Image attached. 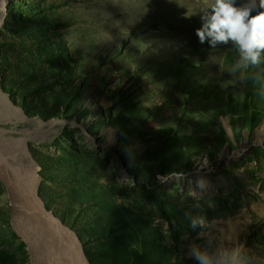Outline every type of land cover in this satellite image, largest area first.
<instances>
[{
  "label": "rangeland",
  "instance_id": "obj_1",
  "mask_svg": "<svg viewBox=\"0 0 264 264\" xmlns=\"http://www.w3.org/2000/svg\"><path fill=\"white\" fill-rule=\"evenodd\" d=\"M204 2L0 0V154L27 147L93 264H196L198 214L264 250V119L224 111L238 51L199 42ZM38 102L48 118L26 113ZM12 209L0 172V264H35Z\"/></svg>",
  "mask_w": 264,
  "mask_h": 264
},
{
  "label": "clouds",
  "instance_id": "obj_2",
  "mask_svg": "<svg viewBox=\"0 0 264 264\" xmlns=\"http://www.w3.org/2000/svg\"><path fill=\"white\" fill-rule=\"evenodd\" d=\"M203 9L202 26L196 29L199 42L212 48L232 42L239 58L231 73L264 65V0H243L239 5L236 0H205ZM191 227L203 241L188 246V255L196 264H264V250L246 247L234 232L214 231L204 215L193 216Z\"/></svg>",
  "mask_w": 264,
  "mask_h": 264
},
{
  "label": "bare ground",
  "instance_id": "obj_3",
  "mask_svg": "<svg viewBox=\"0 0 264 264\" xmlns=\"http://www.w3.org/2000/svg\"><path fill=\"white\" fill-rule=\"evenodd\" d=\"M0 155L1 176L12 200V224L27 243L34 263L89 264L78 237L38 195V165L27 147Z\"/></svg>",
  "mask_w": 264,
  "mask_h": 264
},
{
  "label": "trees",
  "instance_id": "obj_4",
  "mask_svg": "<svg viewBox=\"0 0 264 264\" xmlns=\"http://www.w3.org/2000/svg\"><path fill=\"white\" fill-rule=\"evenodd\" d=\"M238 58L239 56L237 52H233L232 54L229 53L228 60H232L236 62ZM231 64H233V62H231ZM235 73H236V77L234 80H236L238 86L241 85L242 88L241 94L238 95L237 97H234V94L230 93V96H228L230 98V103L225 104L224 111L232 114L236 113L242 115V117H244V121H243L244 126H246L247 128H254L264 119V94H262L264 93V65H262L260 69H249L246 71L239 70ZM1 74H2V81H1L2 88L4 90H8L7 92L9 94L14 95L15 94L14 91H12L11 86L8 85L7 74L5 70L2 69ZM26 77L27 74H25L24 80ZM41 90L42 88L36 87V89H34L33 92L34 93L39 92V94H41ZM82 92H83V85L81 84L78 91L79 98L81 97ZM56 98H60V97H56ZM42 100L44 99L42 98ZM74 103H75L74 101L66 102V104L64 105V110L68 111L70 108H72V105ZM45 104L46 103L41 104L38 102L36 105H33V107H28L27 105L24 106V109L26 110V113L29 115H33V116L39 115L42 118H48L50 115L46 113L45 107L48 106H45ZM61 104L62 103L55 105V108H57L56 111L60 110V108L62 107ZM240 108L241 110L239 111ZM174 127L175 125L172 126V129ZM172 129H170V131ZM39 194H41V190L39 191ZM63 221L65 220L63 219ZM75 232L78 238L82 241V238L80 237L77 230H75ZM84 252L90 263L93 264L88 251L85 249Z\"/></svg>",
  "mask_w": 264,
  "mask_h": 264
},
{
  "label": "water",
  "instance_id": "obj_5",
  "mask_svg": "<svg viewBox=\"0 0 264 264\" xmlns=\"http://www.w3.org/2000/svg\"><path fill=\"white\" fill-rule=\"evenodd\" d=\"M0 79H1V75H0ZM44 202V201H43ZM74 232V231H73ZM75 233V232H74ZM76 235V234H75ZM81 243V242H80ZM83 250V249H82ZM85 255V254H84ZM86 256V255H85ZM87 258V257H86Z\"/></svg>",
  "mask_w": 264,
  "mask_h": 264
},
{
  "label": "crops",
  "instance_id": "obj_6",
  "mask_svg": "<svg viewBox=\"0 0 264 264\" xmlns=\"http://www.w3.org/2000/svg\"><path fill=\"white\" fill-rule=\"evenodd\" d=\"M160 116H164V115H160ZM173 126V125H172ZM172 126H170V129H172Z\"/></svg>",
  "mask_w": 264,
  "mask_h": 264
}]
</instances>
